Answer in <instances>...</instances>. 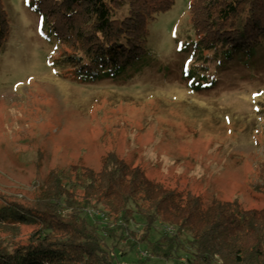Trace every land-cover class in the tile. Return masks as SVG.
I'll use <instances>...</instances> for the list:
<instances>
[{
  "label": "rangeland",
  "instance_id": "rangeland-1",
  "mask_svg": "<svg viewBox=\"0 0 264 264\" xmlns=\"http://www.w3.org/2000/svg\"><path fill=\"white\" fill-rule=\"evenodd\" d=\"M34 2L3 0L11 30L0 52V210L12 201L32 207L54 169L99 171L112 152L207 205L264 209V45L248 54L197 49L193 0H175L149 22L139 61L94 78L77 73L72 48ZM143 223L136 217L132 230ZM34 229L0 219V245L25 244ZM120 240L105 239L114 263L138 264L146 245ZM179 254L147 264H186Z\"/></svg>",
  "mask_w": 264,
  "mask_h": 264
},
{
  "label": "trees",
  "instance_id": "trees-1",
  "mask_svg": "<svg viewBox=\"0 0 264 264\" xmlns=\"http://www.w3.org/2000/svg\"><path fill=\"white\" fill-rule=\"evenodd\" d=\"M174 3L34 2L53 37L72 48L77 73L94 78L118 75L139 61L147 53L149 22ZM190 17L199 37L197 49L248 54L264 45V0H193ZM10 30L0 0V52ZM37 198L32 207L12 201L0 210L5 222L35 226L27 243H1L0 264H115L107 237L130 241L133 249L146 245L150 257H139L138 264L180 259V251L187 252L186 264H264V209L247 210L237 200L215 199L207 205L201 195L172 190L114 152L99 171L81 165L54 169ZM91 209L105 212L106 218L90 217ZM136 217L144 221L138 232L131 228ZM165 226L173 233L165 232Z\"/></svg>",
  "mask_w": 264,
  "mask_h": 264
},
{
  "label": "built area",
  "instance_id": "built-area-1",
  "mask_svg": "<svg viewBox=\"0 0 264 264\" xmlns=\"http://www.w3.org/2000/svg\"><path fill=\"white\" fill-rule=\"evenodd\" d=\"M88 214L90 217H100V218H106L105 212L97 210V209H91L88 211ZM164 231L167 233H173L174 229L168 226L164 227ZM139 255L141 259H146L150 257V253L147 250H139Z\"/></svg>",
  "mask_w": 264,
  "mask_h": 264
}]
</instances>
